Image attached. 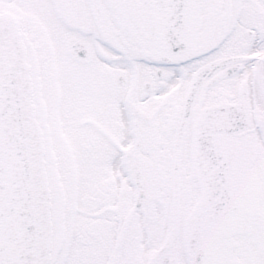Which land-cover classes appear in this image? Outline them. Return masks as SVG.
<instances>
[{
	"label": "snow or ice",
	"instance_id": "snow-or-ice-1",
	"mask_svg": "<svg viewBox=\"0 0 264 264\" xmlns=\"http://www.w3.org/2000/svg\"><path fill=\"white\" fill-rule=\"evenodd\" d=\"M0 264H264V0H0Z\"/></svg>",
	"mask_w": 264,
	"mask_h": 264
}]
</instances>
